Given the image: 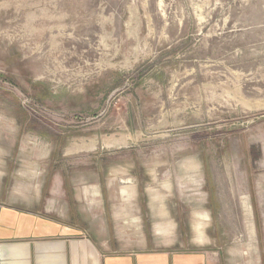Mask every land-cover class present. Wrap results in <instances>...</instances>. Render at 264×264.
<instances>
[{
    "label": "rangeland",
    "instance_id": "1",
    "mask_svg": "<svg viewBox=\"0 0 264 264\" xmlns=\"http://www.w3.org/2000/svg\"><path fill=\"white\" fill-rule=\"evenodd\" d=\"M0 201L264 264V0H0Z\"/></svg>",
    "mask_w": 264,
    "mask_h": 264
},
{
    "label": "crops",
    "instance_id": "2",
    "mask_svg": "<svg viewBox=\"0 0 264 264\" xmlns=\"http://www.w3.org/2000/svg\"><path fill=\"white\" fill-rule=\"evenodd\" d=\"M0 264H232L208 251L107 248L83 230L0 201Z\"/></svg>",
    "mask_w": 264,
    "mask_h": 264
},
{
    "label": "bare ground",
    "instance_id": "3",
    "mask_svg": "<svg viewBox=\"0 0 264 264\" xmlns=\"http://www.w3.org/2000/svg\"><path fill=\"white\" fill-rule=\"evenodd\" d=\"M184 11V10H183ZM183 13V12H182ZM159 173V172H158ZM126 183V182H125ZM129 183H131V181H129ZM95 197H97L98 196V194H96V195H94ZM124 196L125 197H127V195L126 194H124ZM128 207V206H127ZM128 223V222H127ZM126 225V224H125ZM128 225V224H127ZM133 226V225H132ZM125 227V226H124ZM127 228V227H126ZM125 228V229H126ZM197 229H198V231L200 232V233H202L203 232V229L201 228V226H198L197 227ZM131 232H133V231H131ZM164 232V231H163ZM166 233V232H165ZM167 234H169V233H167ZM199 234V233H198ZM200 235V234H199ZM168 236H170V235H168ZM201 236V235H200ZM166 239V238H165Z\"/></svg>",
    "mask_w": 264,
    "mask_h": 264
}]
</instances>
